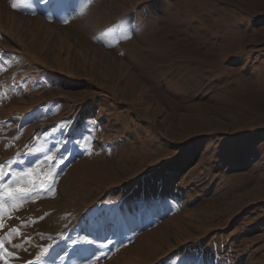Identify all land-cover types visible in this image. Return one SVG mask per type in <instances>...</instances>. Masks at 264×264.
<instances>
[{
    "label": "rangeland",
    "instance_id": "1",
    "mask_svg": "<svg viewBox=\"0 0 264 264\" xmlns=\"http://www.w3.org/2000/svg\"><path fill=\"white\" fill-rule=\"evenodd\" d=\"M14 2L0 185L55 192L5 219L8 264H264V0Z\"/></svg>",
    "mask_w": 264,
    "mask_h": 264
},
{
    "label": "snow or ice",
    "instance_id": "2",
    "mask_svg": "<svg viewBox=\"0 0 264 264\" xmlns=\"http://www.w3.org/2000/svg\"><path fill=\"white\" fill-rule=\"evenodd\" d=\"M28 3L29 0H21L20 3L14 2L12 3L11 6L15 9L21 6H27ZM88 3H90V0H86V2L81 6L79 14L81 15L84 14L86 8L88 7ZM63 22L67 23V20ZM119 38L123 40V39H130L131 37L128 35L127 32H123ZM47 159H52V157H48ZM16 162L17 161L14 160L8 161L7 171L5 170V165L0 164V179H4V177L11 174V165ZM60 163H63V158H61ZM33 172H34V166L29 167L28 169L23 170L20 173H17L14 177V180H10L8 184L0 185V189L5 190L3 193H0V229H3L5 227L4 221L6 218L7 219L12 218L11 216L12 211H18L19 208L23 205V203L29 198H31L33 194H37L38 196L39 191H46L54 194L55 189L54 187H52V184L55 183L54 174L52 175L45 174V178L43 181L40 182V187L38 189L37 178L33 175ZM13 183H15L16 186L14 188L9 187ZM40 219H43V217H40ZM29 223H35V221H29ZM20 235L22 234L19 231V229H9V231L5 233L4 236H0V261H3V264H8V261L11 258H18L14 252L9 251L8 248L5 247L6 243L10 245L12 248H15L17 250L27 251V248L24 247V245L26 243H30L31 241L30 237H26L20 244L12 243L13 236H20ZM85 243H91V241H85ZM47 255H48V248L41 247L40 251L35 256V261L36 262L44 261L46 264ZM179 259L181 261H184L185 264H189L188 257H180ZM26 264H33V261H27Z\"/></svg>",
    "mask_w": 264,
    "mask_h": 264
},
{
    "label": "trees",
    "instance_id": "3",
    "mask_svg": "<svg viewBox=\"0 0 264 264\" xmlns=\"http://www.w3.org/2000/svg\"><path fill=\"white\" fill-rule=\"evenodd\" d=\"M28 72L30 71V70H27ZM31 72V71H30Z\"/></svg>",
    "mask_w": 264,
    "mask_h": 264
}]
</instances>
